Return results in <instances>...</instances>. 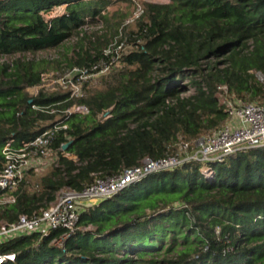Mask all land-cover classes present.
<instances>
[{
    "label": "trees",
    "instance_id": "trees-1",
    "mask_svg": "<svg viewBox=\"0 0 264 264\" xmlns=\"http://www.w3.org/2000/svg\"><path fill=\"white\" fill-rule=\"evenodd\" d=\"M168 1L144 3L129 29L128 14L108 11L113 0H0V59L72 38L78 47L73 57L52 62L0 61V173L8 143L20 148L68 126L51 145L56 163L45 174L25 175L11 193L16 201L0 206V223L39 214L60 190L81 192L97 175L170 157L180 138L195 141L217 130L227 118L217 97L221 85L243 102L264 104L256 77L264 75V0ZM62 6L59 16L47 18ZM99 23L106 33L88 36L84 27ZM122 32L131 49L100 86L85 82L79 98L72 91L29 95L44 73L111 65L113 56L102 48ZM77 105L89 113H66ZM65 232L10 239L0 250L16 260L4 264H264V146L150 174L85 207L78 229L56 246Z\"/></svg>",
    "mask_w": 264,
    "mask_h": 264
},
{
    "label": "built area",
    "instance_id": "built-area-1",
    "mask_svg": "<svg viewBox=\"0 0 264 264\" xmlns=\"http://www.w3.org/2000/svg\"><path fill=\"white\" fill-rule=\"evenodd\" d=\"M169 2V1H168ZM167 2V3H168ZM65 6L58 7L47 13V18L59 16ZM106 54L108 52L106 51ZM110 54V53H109ZM107 67L95 65L90 69L74 68L75 77L70 81L73 89L71 97H82L80 85L105 74ZM257 80L264 84V75L256 74ZM192 93V92H190ZM217 97L220 105L226 112L227 118L223 125L210 134L203 135L195 140L194 148L190 141L180 138L177 153L159 160L146 158L135 167L125 168L120 174L111 177L97 175L94 182L83 191L78 192L71 188H64L57 193L56 200L39 214L33 216L21 215L15 223H0V246L10 239L41 233L45 236L58 228L66 232L59 240L54 241L58 247L63 241L71 237L78 229L80 214L85 207L93 206L117 194L126 187L141 181L155 172L170 170L183 165L188 161L199 163H219L238 152L264 146V104L243 102L231 96L226 85L218 87ZM68 114L77 113L86 115L89 109L77 105L66 111ZM67 125L55 126L38 136L34 141L24 144L20 148L12 147L8 143L3 150L5 167L0 173V206L12 204L16 201L11 194L29 171H41L47 165L46 161L53 158V164L58 160L57 152H53L56 133L67 130ZM64 150V146H62ZM208 177L213 176L210 168L205 169ZM15 253H3L0 250V264L15 262Z\"/></svg>",
    "mask_w": 264,
    "mask_h": 264
},
{
    "label": "rangeland",
    "instance_id": "rangeland-1",
    "mask_svg": "<svg viewBox=\"0 0 264 264\" xmlns=\"http://www.w3.org/2000/svg\"><path fill=\"white\" fill-rule=\"evenodd\" d=\"M114 4L108 8L110 13L114 11L120 10L124 14H128V17L124 20V26H129V29L134 27L135 21L143 14L144 11V3H167L168 0H113ZM115 18V17H113ZM113 22V21H112ZM102 24H88L84 27V31L87 32L88 36H93L94 33H98V35H102L106 33L105 28H102ZM94 38V37H92ZM124 39V40H122ZM77 39L72 38L63 45L58 48L50 49L42 52H38L37 54H25V55H16V56H5L1 57L0 61L9 62L11 63L16 58H24L27 60H48V61H56V60H63L64 58H71L75 55V52L78 51V47L76 45ZM131 49V46L127 45L125 41V36L122 33L120 35L115 36L114 38H110L108 44L103 46L102 50L105 52V55L113 56L111 59V65L108 64L106 61L102 62L100 66L107 67L105 74H102L94 79L89 80L90 87H98L101 84L102 78L107 75L109 72L112 71L113 67L119 66V58L121 57L122 53ZM106 51L108 54H106ZM110 53V54H109ZM75 77V74L72 73L68 68L64 71H50L49 73H44L42 84L37 87L29 88L28 93L31 97H36L40 94L41 91L45 92H57V91H72L73 87L70 81ZM188 86L189 82L186 80L185 82ZM84 84L80 85L83 87ZM190 90L193 91V88L190 87ZM183 95H189L188 92L184 93ZM190 144L193 145L194 148V141H190ZM177 147V146H176ZM177 153V151H176ZM175 151L172 153L176 154ZM53 158H49L46 161L47 165L41 171L36 172L37 174H45L49 171L50 168L53 166ZM32 189L38 190L39 185L36 182L32 183Z\"/></svg>",
    "mask_w": 264,
    "mask_h": 264
},
{
    "label": "water",
    "instance_id": "water-1",
    "mask_svg": "<svg viewBox=\"0 0 264 264\" xmlns=\"http://www.w3.org/2000/svg\"><path fill=\"white\" fill-rule=\"evenodd\" d=\"M68 146L69 144L64 145V150H66Z\"/></svg>",
    "mask_w": 264,
    "mask_h": 264
}]
</instances>
